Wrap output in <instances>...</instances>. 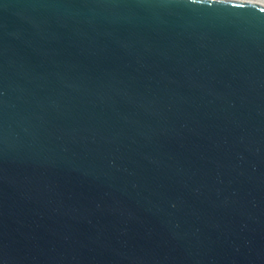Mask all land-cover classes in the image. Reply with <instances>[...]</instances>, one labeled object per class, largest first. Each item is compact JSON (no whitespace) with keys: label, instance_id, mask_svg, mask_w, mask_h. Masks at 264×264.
<instances>
[{"label":"water","instance_id":"1","mask_svg":"<svg viewBox=\"0 0 264 264\" xmlns=\"http://www.w3.org/2000/svg\"><path fill=\"white\" fill-rule=\"evenodd\" d=\"M0 264H264V2L0 0Z\"/></svg>","mask_w":264,"mask_h":264},{"label":"bare ground","instance_id":"2","mask_svg":"<svg viewBox=\"0 0 264 264\" xmlns=\"http://www.w3.org/2000/svg\"><path fill=\"white\" fill-rule=\"evenodd\" d=\"M258 1L264 2V0H258Z\"/></svg>","mask_w":264,"mask_h":264}]
</instances>
